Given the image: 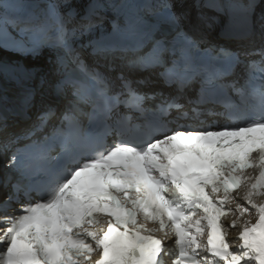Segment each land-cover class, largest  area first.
Instances as JSON below:
<instances>
[{"label":"snow or ice","instance_id":"1","mask_svg":"<svg viewBox=\"0 0 264 264\" xmlns=\"http://www.w3.org/2000/svg\"><path fill=\"white\" fill-rule=\"evenodd\" d=\"M239 6L0 0V47L35 59L88 37L97 63L117 72L75 55L91 85L77 87L52 134L37 138L79 82L61 55L34 67L0 63V153H11L0 177V264H264V13L255 16V0L242 15ZM221 17V35L246 50L201 48ZM9 28L20 39L9 40ZM89 99L85 123L78 104ZM215 105L230 123L196 126ZM33 112L28 131H10Z\"/></svg>","mask_w":264,"mask_h":264},{"label":"bare ground","instance_id":"2","mask_svg":"<svg viewBox=\"0 0 264 264\" xmlns=\"http://www.w3.org/2000/svg\"><path fill=\"white\" fill-rule=\"evenodd\" d=\"M187 6H191V5H187ZM255 11L258 12V14H256L255 16H259L261 13H264V0H257V3L255 5ZM213 15H215V13ZM211 33H212L211 30H208V31L205 30V36H208V34H211ZM223 41H225L227 44H237V42L234 40L223 39ZM0 55L3 57H6V55L2 51H0ZM3 61H5V60H3ZM65 102H66V100L64 98L63 99L59 98L54 103V105L56 106V109L59 110L60 108L63 107ZM34 115H35L34 112L30 113L31 118H33ZM30 119L19 120V121L15 122L14 124L10 121V124H11L10 131L14 133L15 131L22 130L25 126H27V122ZM3 165H4V163L2 164V161H0V177L3 176V173H2Z\"/></svg>","mask_w":264,"mask_h":264},{"label":"water","instance_id":"3","mask_svg":"<svg viewBox=\"0 0 264 264\" xmlns=\"http://www.w3.org/2000/svg\"><path fill=\"white\" fill-rule=\"evenodd\" d=\"M0 51H1V50H0ZM4 59H6V58H3V56L0 55V61H3ZM27 62H28L27 60H23L22 63L26 64ZM11 64L14 65L15 62H11Z\"/></svg>","mask_w":264,"mask_h":264}]
</instances>
